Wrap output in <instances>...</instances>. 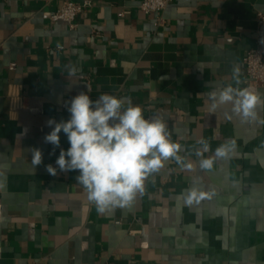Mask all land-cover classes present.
<instances>
[{
    "label": "crops",
    "instance_id": "obj_1",
    "mask_svg": "<svg viewBox=\"0 0 264 264\" xmlns=\"http://www.w3.org/2000/svg\"><path fill=\"white\" fill-rule=\"evenodd\" d=\"M64 1L89 3L73 27L42 19ZM140 1L0 0V264H264V105L249 122L210 96L246 87L241 61L264 0H172L162 25ZM81 92L163 120L191 169L169 159L129 206L98 213L77 171L46 170L70 146L63 132L59 148L45 142L47 121H67ZM201 140L203 158L228 140L236 149L201 170ZM193 187L210 196L187 205Z\"/></svg>",
    "mask_w": 264,
    "mask_h": 264
},
{
    "label": "clouds",
    "instance_id": "obj_2",
    "mask_svg": "<svg viewBox=\"0 0 264 264\" xmlns=\"http://www.w3.org/2000/svg\"><path fill=\"white\" fill-rule=\"evenodd\" d=\"M240 76V67L234 65L235 85L241 84ZM210 96L212 109L231 104L232 111L243 121H257V106L264 105L262 94L252 86L241 88L229 84ZM67 110L70 113L67 121H47L52 130L45 135V142L59 148L63 132L70 146L60 150L55 161L58 168L49 164L46 170L52 176L58 170L77 171L75 180L98 213L129 206L138 193H143L145 180L169 159L183 168L192 167L179 155L181 145L171 140L166 123L159 118H145L143 109L130 100L107 93L92 100L81 92L72 98ZM259 122L264 123V119ZM199 144L196 155L201 157V170H212L216 159L229 158L236 149V141L228 140L215 149L214 157L203 158L210 151V144L206 140ZM31 151L35 168L42 163V152L38 148ZM209 196L210 193L193 187L183 199L192 205Z\"/></svg>",
    "mask_w": 264,
    "mask_h": 264
},
{
    "label": "built area",
    "instance_id": "obj_3",
    "mask_svg": "<svg viewBox=\"0 0 264 264\" xmlns=\"http://www.w3.org/2000/svg\"><path fill=\"white\" fill-rule=\"evenodd\" d=\"M172 0H141L138 8L145 15L156 14V25H162V12L166 9ZM88 2L75 3L64 1L62 5L53 13L42 14V19L49 22L63 21L74 26L77 16L88 6ZM126 13L120 11L117 16L123 17ZM254 42L253 45L242 57V66L244 73V85L254 88L264 87V13L258 12L255 16ZM62 49V47H57ZM15 65L11 63L9 69L13 70ZM149 119L148 117H145ZM94 264V263H92Z\"/></svg>",
    "mask_w": 264,
    "mask_h": 264
}]
</instances>
